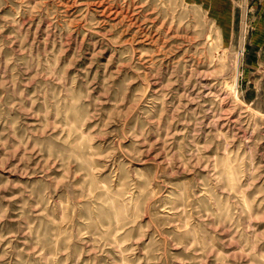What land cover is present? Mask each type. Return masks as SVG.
Here are the masks:
<instances>
[{"label":"rangeland","instance_id":"rangeland-1","mask_svg":"<svg viewBox=\"0 0 264 264\" xmlns=\"http://www.w3.org/2000/svg\"><path fill=\"white\" fill-rule=\"evenodd\" d=\"M260 1L0 0V264H264Z\"/></svg>","mask_w":264,"mask_h":264},{"label":"crops","instance_id":"crops-1","mask_svg":"<svg viewBox=\"0 0 264 264\" xmlns=\"http://www.w3.org/2000/svg\"><path fill=\"white\" fill-rule=\"evenodd\" d=\"M258 4L257 14L254 17V22L257 24V30L251 34L248 43V50L254 54L252 60L247 62L248 69L252 67L257 70L260 74L258 77L262 79L264 69V2L261 0ZM247 77V76H246Z\"/></svg>","mask_w":264,"mask_h":264},{"label":"built area","instance_id":"built-area-1","mask_svg":"<svg viewBox=\"0 0 264 264\" xmlns=\"http://www.w3.org/2000/svg\"><path fill=\"white\" fill-rule=\"evenodd\" d=\"M248 1H251V0H248Z\"/></svg>","mask_w":264,"mask_h":264}]
</instances>
